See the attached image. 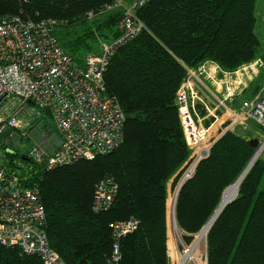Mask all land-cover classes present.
<instances>
[{
    "label": "trees",
    "instance_id": "obj_1",
    "mask_svg": "<svg viewBox=\"0 0 264 264\" xmlns=\"http://www.w3.org/2000/svg\"><path fill=\"white\" fill-rule=\"evenodd\" d=\"M256 1L0 0V16L55 20L54 35L78 63L98 54L101 43L123 35L120 22L126 11L140 25L117 47L104 74L105 92L124 114L121 142L92 159L50 169L39 166L21 175L25 186L39 191L44 233L64 264H170L169 184L177 186L190 156L176 92L186 68L210 60L233 71L258 58ZM258 76L232 107L259 91L262 85H253ZM251 138L236 130L224 133L180 186L172 215L175 206L186 243L213 216L224 188L251 160L256 151ZM108 177L117 185L113 201L106 209L93 208L96 184ZM132 219L137 221L134 230L114 233L117 224ZM205 234L208 264H264L263 156ZM0 264L43 262L37 254L0 244Z\"/></svg>",
    "mask_w": 264,
    "mask_h": 264
},
{
    "label": "built area",
    "instance_id": "obj_2",
    "mask_svg": "<svg viewBox=\"0 0 264 264\" xmlns=\"http://www.w3.org/2000/svg\"><path fill=\"white\" fill-rule=\"evenodd\" d=\"M55 24L53 19L35 22L14 14L0 16V244L19 248L26 255L37 254L43 264L64 263L50 249L44 233L39 191L25 186L23 176L39 166L50 169L92 159L121 142L124 114L106 94L104 74L117 47L140 28L126 11L120 22L123 35L101 43L98 54H88L78 63L60 46L53 33ZM259 70H264L260 57L233 71L210 60L186 68L175 96L190 149L180 183L193 175L226 132L253 126L255 136L263 138L259 145L264 143V84L253 97L232 107ZM206 118H210L209 124H204ZM25 143L29 144L26 153L19 150ZM13 154L17 156L11 158ZM116 189L109 177L97 183L93 208H108ZM136 227L137 221L132 219L117 224L114 233ZM199 234L190 243L183 240L181 231L173 236L181 252L174 264H208ZM169 256L172 264L177 256Z\"/></svg>",
    "mask_w": 264,
    "mask_h": 264
},
{
    "label": "rangeland",
    "instance_id": "obj_3",
    "mask_svg": "<svg viewBox=\"0 0 264 264\" xmlns=\"http://www.w3.org/2000/svg\"><path fill=\"white\" fill-rule=\"evenodd\" d=\"M255 16H256V22H255V33L258 37V40H259V46H258V50H257V56L258 57H261L264 59V0H257L256 1V5H255ZM264 70H259L256 74H254L252 72V79L256 76H258L255 81H254V84L253 85H263L264 84V75L263 73ZM208 84V82H206ZM203 92V91H202ZM208 120V124L210 123V118H206L205 121ZM205 123V122H204ZM236 131L240 134V135H243V136H252V138H256V136L254 137V134H255V129L250 127L249 129L247 130H243L242 128H237ZM264 134V133H263ZM251 138V139H252ZM258 138V137H257ZM263 138H258V140L261 142ZM28 148H29V144L25 143L24 146H23V149L19 148V150H22L24 153H26L28 151ZM14 150V149H13ZM15 150H18V148H16ZM11 151V150H10ZM259 156H263L264 157V148L262 149V152ZM255 162V161H254ZM251 163V162H250ZM247 164V166L245 168H247L249 165ZM250 169V168H249ZM248 172V171H247ZM239 177V176H238ZM237 180V179H236ZM235 180V181H236ZM179 183V182H178ZM177 183V186L175 188H172L171 184H169V195H168V200H167V235H168V240H169V252H171V254L176 257L177 254L176 252L178 251V247L176 246L175 244V241H174V235H176L178 232H180V229L178 228V230L176 229L175 225L177 226V223L176 221H174V224H173V213H172V206H173V203H172V200L176 197V194H177V187H178V184ZM232 185V184H230ZM230 185L226 186L222 192V195H221V198L223 196V193L225 191L226 188H228ZM220 198V200H221ZM219 205V204H218ZM225 207V206H224ZM223 207V208H224ZM215 211V210H214ZM216 219V218H215ZM214 219V220H215ZM175 220V218H174ZM209 221V220H208ZM208 221L206 222V224H204V226L201 228V230L198 232L200 233L201 231H203L205 225H207ZM167 240V241H168ZM205 240V244H206V239ZM203 240V241H204ZM204 243V242H203ZM202 243V244H203ZM179 254L181 255V252L178 251V256L176 258H174L172 261V264H174L175 261H177L176 259L179 256ZM176 255V256H175ZM171 262V261H170Z\"/></svg>",
    "mask_w": 264,
    "mask_h": 264
},
{
    "label": "bare ground",
    "instance_id": "obj_4",
    "mask_svg": "<svg viewBox=\"0 0 264 264\" xmlns=\"http://www.w3.org/2000/svg\"><path fill=\"white\" fill-rule=\"evenodd\" d=\"M263 148H264V143L259 145L258 148H256V151H255L254 155L252 156L251 160L249 161V163L251 162L250 165L242 171V173L239 175L237 180L232 185H230L228 188L225 189V191L223 193V196H222V199L219 202L220 204L218 205V207H216L217 208L216 211L213 212L214 213V214H212L213 216L210 217V219H209L207 225L204 227L203 231L200 232V234L198 236L199 239H202V238H203V240L206 239V234L205 233L211 227L212 223L214 222V219L217 217V215L220 213V211L223 209V207L227 203H229L230 201H232L235 198L240 182L242 181V179L244 178V176L246 175L247 171L252 166L254 161L259 157V155L261 154ZM178 184L179 185L177 187V193H178V190H179L180 186L183 183L180 184V182H179ZM176 198H177V194H176V197H175V203H176ZM174 218H175V206H174ZM174 221H176V219ZM175 227H176V225H175ZM203 242L205 244V240ZM182 263H183V261L179 262L178 264H182Z\"/></svg>",
    "mask_w": 264,
    "mask_h": 264
},
{
    "label": "water",
    "instance_id": "obj_5",
    "mask_svg": "<svg viewBox=\"0 0 264 264\" xmlns=\"http://www.w3.org/2000/svg\"><path fill=\"white\" fill-rule=\"evenodd\" d=\"M45 113L46 114H50V111H49V109H45ZM254 147H257L258 148V146H259V140L257 139V138H252V139H250V141H249ZM182 183H184V181H181V183L180 184H182ZM206 226V225H205Z\"/></svg>",
    "mask_w": 264,
    "mask_h": 264
},
{
    "label": "crops",
    "instance_id": "obj_6",
    "mask_svg": "<svg viewBox=\"0 0 264 264\" xmlns=\"http://www.w3.org/2000/svg\"><path fill=\"white\" fill-rule=\"evenodd\" d=\"M178 182H179V181H178ZM169 244H170V243H169V240H168V241H167L168 255H171V252H169V248H170V247H169Z\"/></svg>",
    "mask_w": 264,
    "mask_h": 264
}]
</instances>
